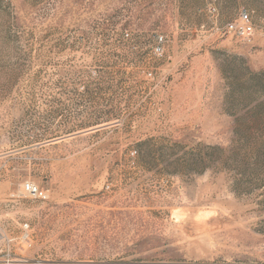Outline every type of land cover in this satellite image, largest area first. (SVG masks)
Listing matches in <instances>:
<instances>
[{"label":"rangeland","instance_id":"obj_1","mask_svg":"<svg viewBox=\"0 0 264 264\" xmlns=\"http://www.w3.org/2000/svg\"><path fill=\"white\" fill-rule=\"evenodd\" d=\"M241 9L247 39L227 32ZM180 193L236 210L208 258L169 220ZM225 257L264 264V0H0V264Z\"/></svg>","mask_w":264,"mask_h":264},{"label":"clouds","instance_id":"obj_2","mask_svg":"<svg viewBox=\"0 0 264 264\" xmlns=\"http://www.w3.org/2000/svg\"><path fill=\"white\" fill-rule=\"evenodd\" d=\"M211 174L212 169L208 168L203 174L194 173L193 176L196 184L199 185L208 183L211 179ZM237 199L236 193L232 191L230 184H226L216 196V201L233 202ZM186 205H188V201L183 193H180L174 202V206L169 209V220L174 225H184L190 221L193 225V239L183 241L184 248L185 250H194L198 259L208 258L209 254L217 253L220 245L214 233L207 226L217 216L231 217L236 210L218 202L200 204L195 207ZM252 222L253 217H245L243 211H241L240 217L236 221V226L243 229ZM212 259L214 260L215 257H212ZM225 261L226 264H231L230 258L225 257Z\"/></svg>","mask_w":264,"mask_h":264},{"label":"built area","instance_id":"obj_3","mask_svg":"<svg viewBox=\"0 0 264 264\" xmlns=\"http://www.w3.org/2000/svg\"><path fill=\"white\" fill-rule=\"evenodd\" d=\"M211 13H218V10L215 6L208 8ZM227 32H231L236 36L243 37L245 39L250 38L254 33V25L252 22L251 13L247 9H241L238 15V18L227 25ZM163 41V36H160L158 43ZM157 50H161V46H157ZM20 197L25 198H35L46 200L49 197V194L46 190L41 189L38 185L33 182H26L23 184L20 194Z\"/></svg>","mask_w":264,"mask_h":264}]
</instances>
